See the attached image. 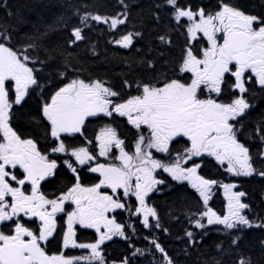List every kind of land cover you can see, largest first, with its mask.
I'll list each match as a JSON object with an SVG mask.
<instances>
[{"label": "snow or ice", "instance_id": "6c2138e0", "mask_svg": "<svg viewBox=\"0 0 264 264\" xmlns=\"http://www.w3.org/2000/svg\"><path fill=\"white\" fill-rule=\"evenodd\" d=\"M117 4L114 14L67 4L21 31V9L0 0V264H264V215L237 183L259 181L264 203V110L253 119L264 101V0L258 11L236 0H150L135 16L131 0ZM94 31L129 53L119 87L94 70ZM33 97L35 111H25ZM18 119L32 131L21 133ZM211 162L215 174H203ZM82 173L98 175L86 184ZM219 190L223 212L210 205ZM160 193L171 219L186 222L179 254L157 234L172 235ZM253 229L261 236L246 245ZM79 230L93 235L82 242Z\"/></svg>", "mask_w": 264, "mask_h": 264}, {"label": "trees", "instance_id": "16d2710c", "mask_svg": "<svg viewBox=\"0 0 264 264\" xmlns=\"http://www.w3.org/2000/svg\"><path fill=\"white\" fill-rule=\"evenodd\" d=\"M133 7V15L139 13L140 8L135 5L147 6L150 3V0H131ZM182 3L187 2L191 3L193 6L197 5H214L216 0H181ZM237 3L241 5V7L258 11L259 0H236ZM9 5L13 6V10L15 8H20L25 19L26 23L22 26L21 31L29 30L32 25H42L46 23H51L54 18L61 13H65V9L67 4L80 5L83 7L84 5L89 6V10H98L99 12L114 14L118 11L117 0H8ZM70 11V10H69ZM5 16V12L3 8H0V18ZM106 27V26H101ZM89 37L92 43L97 45V51L99 52V58H92L94 70L99 73L101 76H105L107 74V78L113 80L117 87H119V73L121 71V65L119 64L120 58L122 56H126L129 53L127 50L118 49L115 45L107 44L106 41L110 38L107 34L94 31L89 33ZM183 43V38L178 37L175 40V53H179L180 46ZM83 47V46H82ZM37 107V99L33 97L29 99L27 104L25 105V111H35ZM264 110V101H261L257 105V112L253 114V119L256 118L259 111ZM110 122L108 119H105L103 122H94L95 128L100 123H108ZM118 127L121 135L124 137L130 136L128 132V128L130 126L127 125L124 119H119V121L114 122ZM15 127L21 133L27 134L32 130L28 126L26 120H17L14 124ZM257 145H254V147ZM214 162L208 164L207 167L203 169V174L205 175H213L216 172L215 167L213 166ZM237 183L241 184L242 187L239 190H243L249 193V197L247 198L248 203L252 205V210L255 213H259L264 215V203L261 202V183L255 179L250 178H239ZM216 198L211 203V206L219 212H223L225 210L226 201L223 197L222 190H219V193L216 194ZM156 204L160 215L162 217L163 222L166 226L171 228V236H165L158 231V235L160 236L161 242L169 249L170 254H179L180 249L183 247V244L180 240L176 239L177 236L183 235V228L185 227L186 222L177 223L171 219L169 213L174 211L173 205L169 198L165 194H159L156 196ZM176 215H180L179 211L175 212ZM145 233L147 230H144ZM261 236V231L258 229H253L247 232L244 243L247 244H255ZM217 239V234L212 233L211 238L206 243L210 244L212 241ZM119 241V240H117ZM112 244L113 255H119L120 252L123 251V244ZM146 242H141L140 246ZM111 247V246H110ZM205 253L211 254L212 250L208 248L202 249ZM203 258V257H201ZM179 259L183 262L185 257L179 255ZM192 260H195V253L193 254Z\"/></svg>", "mask_w": 264, "mask_h": 264}, {"label": "flooded vegetation", "instance_id": "af4514ba", "mask_svg": "<svg viewBox=\"0 0 264 264\" xmlns=\"http://www.w3.org/2000/svg\"><path fill=\"white\" fill-rule=\"evenodd\" d=\"M94 127V122L92 123V124H90L89 125V127H88V136L89 137H92L93 136V134H94V132L96 131V130H98V128H93ZM41 147H43V144L41 145ZM100 159V162H106L105 161V158H103V157H100L99 158ZM97 176L98 174H92V173H82V176H83V178H84V182L86 183V184H88V183H91L94 179H95V177L94 176ZM48 191H51V189H47ZM81 231H87V232H92L91 230H79L78 232H81ZM49 250H50V252H56V251H58V245H56V243L53 241L51 244H49Z\"/></svg>", "mask_w": 264, "mask_h": 264}]
</instances>
